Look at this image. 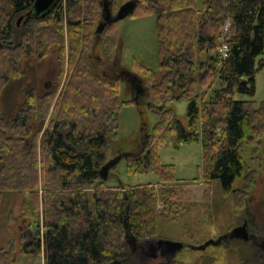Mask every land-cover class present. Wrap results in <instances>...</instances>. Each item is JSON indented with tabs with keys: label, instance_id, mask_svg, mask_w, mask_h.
Masks as SVG:
<instances>
[{
	"label": "trees",
	"instance_id": "1",
	"mask_svg": "<svg viewBox=\"0 0 264 264\" xmlns=\"http://www.w3.org/2000/svg\"><path fill=\"white\" fill-rule=\"evenodd\" d=\"M34 1L0 0V209L4 192L23 193L25 216L43 228L36 247L44 264H136L127 230L137 239L157 238L161 217L184 216L190 183L160 161L162 143L180 147L201 140L203 182L210 186L218 179L233 196L248 192L234 189V182L244 174L242 147L264 128V102L258 107L254 99L234 95H254L264 67V60L257 64L264 52V0H203L201 8L197 0H138L135 11L157 17L160 68L138 64L139 73L131 74L141 80L142 97L157 121L151 130L144 127L147 138L141 151L127 157L128 169L155 172L160 181L137 186L111 185L100 175L119 137L121 107L135 103L121 98L120 80L99 75L88 55L100 44L108 62H116L117 22L96 32L104 0H58L38 16L29 13ZM127 1L109 0L114 12ZM223 37L226 57L219 52ZM54 47L61 75L67 72L60 92L41 95L30 86L15 114L6 117L1 95L19 77L22 59H43ZM203 88L210 89L208 98ZM183 100L187 122L166 105ZM0 264H17L12 248L0 247Z\"/></svg>",
	"mask_w": 264,
	"mask_h": 264
},
{
	"label": "rangeland",
	"instance_id": "2",
	"mask_svg": "<svg viewBox=\"0 0 264 264\" xmlns=\"http://www.w3.org/2000/svg\"><path fill=\"white\" fill-rule=\"evenodd\" d=\"M199 8L203 0H197ZM21 22L17 27L22 29ZM121 36L119 56L112 65L108 62L100 44L95 45L88 53L92 68L101 76L117 77L120 80L121 98L125 101L135 99L131 72L139 73L138 64L154 71H159V26L153 13H140L137 9L132 15L116 23ZM21 31L17 33L20 34ZM18 39V37H17ZM58 47L50 54L37 59L27 55L20 63L19 77L11 79L1 95V106L6 117L15 114L25 100V91L34 86L41 95L49 91H59L64 85L67 72L61 75ZM264 60V52L257 58V64ZM159 75V74H158ZM137 76V75H136ZM138 77V76H137ZM49 83V84H48ZM220 85V84H219ZM217 84L216 88H219ZM210 96V89L203 88L201 93ZM58 93V92H57ZM135 103L124 104L119 114L117 141L111 143L107 160L120 153H137L146 140L144 127L153 129L157 116L147 106L145 97H138ZM237 100L254 99L256 106L264 102V67L256 74V92L254 95L237 93ZM168 107L187 122L188 101H168ZM52 114V112H51ZM50 117V116H49ZM35 128L39 124L32 119ZM47 123L44 124L46 126ZM244 174L234 182V189L248 190L243 195L225 194L220 180L215 179L209 186L203 182V148L202 141L183 143L175 147L172 143L158 146V156L163 164H172L175 176L180 181L190 183L191 195L184 216L179 220L160 218L157 226V238H138L134 251L129 243L131 259L136 264H262L261 248L252 247L242 240L226 241L218 244H207L217 240L221 235L241 224L248 212L252 218L254 232L264 235V128L257 137L242 147ZM107 183L124 186L157 184L160 178L155 172L132 173L128 169V159L123 157L110 171ZM252 184L248 185V183ZM126 184V185H125ZM249 188V189H248ZM22 192L6 191L2 194L0 209V247L12 248L17 264H44L43 252L37 246L39 231L34 219L25 216L22 206ZM245 199V201H243ZM249 200V201H248ZM252 200V201H250ZM236 201V206L234 202ZM245 202V203H244ZM256 227V228H255ZM157 240H170L184 243L182 249L174 254L165 253L154 257L150 243ZM206 245L205 248H201ZM137 249V248H136Z\"/></svg>",
	"mask_w": 264,
	"mask_h": 264
},
{
	"label": "water",
	"instance_id": "3",
	"mask_svg": "<svg viewBox=\"0 0 264 264\" xmlns=\"http://www.w3.org/2000/svg\"><path fill=\"white\" fill-rule=\"evenodd\" d=\"M58 0H35L33 4L32 10L29 11L30 14H34L36 16L38 15H44L51 11V9L57 4ZM138 0H129L122 4L120 8L114 12L113 8L110 5L109 0L103 1V8H102V21L99 23L96 32L101 33L107 24H111L114 22H117L123 18H126L130 15H132L135 12V9L137 7ZM22 17L19 18L21 20ZM134 79L131 81L133 82V89H134V95L135 99H139L138 97H142L145 95V88L141 82V80L136 76L132 75ZM134 99V100H135ZM131 153H120L116 157L108 160L100 169V175L103 179L107 180L110 176V171L113 167L116 166V164L123 158L130 156ZM127 241L132 244V247L134 250H136L137 246V237L130 232V230H127ZM228 237H238L241 239H248L249 233L246 228V225H239L235 226L231 231L228 233L221 235L217 240H211L207 242V244H218L221 243L223 240L227 239ZM184 246V243L177 242V241H170V240H157L150 243V248L154 253L153 256H157L155 252H159V254L164 255L165 253H171L174 254L178 250L182 249ZM206 245H202L201 248H205Z\"/></svg>",
	"mask_w": 264,
	"mask_h": 264
},
{
	"label": "flooded vegetation",
	"instance_id": "4",
	"mask_svg": "<svg viewBox=\"0 0 264 264\" xmlns=\"http://www.w3.org/2000/svg\"><path fill=\"white\" fill-rule=\"evenodd\" d=\"M19 22H20V20H19ZM250 201H252V200H250ZM261 201H264V199H262ZM245 213H246V217L244 218L243 222L241 224H239V225H243V224L246 225V228H247L248 233H249V238L248 239H241V238H238V237H233V238L228 237L225 240L226 241H231V242L237 241V240H242L246 244L250 245L251 248L252 247H260L261 248V252H262L261 260H262V264H264V235H259L258 233L254 232V229H253L254 226L252 224L251 215L248 212H245ZM239 225H237V226H239ZM136 248H137L136 250L140 249L141 253L146 252L145 247L143 245L142 246H138V247L136 246ZM136 250H134V251H136ZM153 253H154V251H153ZM155 254H157V256H159V255L161 256V254H159V252H155ZM157 256H154V257H157Z\"/></svg>",
	"mask_w": 264,
	"mask_h": 264
},
{
	"label": "built area",
	"instance_id": "5",
	"mask_svg": "<svg viewBox=\"0 0 264 264\" xmlns=\"http://www.w3.org/2000/svg\"><path fill=\"white\" fill-rule=\"evenodd\" d=\"M227 30H228V25L225 26V32H227ZM225 39L226 38L223 37L222 43H221L222 45L219 48V52L222 54L223 57H226L229 51L228 44H226Z\"/></svg>",
	"mask_w": 264,
	"mask_h": 264
},
{
	"label": "bare ground",
	"instance_id": "6",
	"mask_svg": "<svg viewBox=\"0 0 264 264\" xmlns=\"http://www.w3.org/2000/svg\"><path fill=\"white\" fill-rule=\"evenodd\" d=\"M5 85H6V84H5ZM26 105H27V104H26ZM27 106H28V105H27ZM27 106H26V107H27ZM29 106H30V105H29ZM26 107H25V108H26ZM25 108H24V109H25ZM29 108H30V107H29ZM32 109H33V108H32ZM25 110H27V109H25ZM20 112H21V111H20ZM28 112H29V110H28ZM26 114H27V113H26ZM28 116H30V114H29ZM40 122H41V121H40ZM46 123H47V122H46ZM46 123H45V124H46Z\"/></svg>",
	"mask_w": 264,
	"mask_h": 264
}]
</instances>
